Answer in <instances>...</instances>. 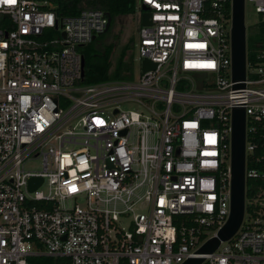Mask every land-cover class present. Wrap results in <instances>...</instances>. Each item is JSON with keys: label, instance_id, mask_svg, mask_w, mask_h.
<instances>
[{"label": "built area", "instance_id": "1", "mask_svg": "<svg viewBox=\"0 0 264 264\" xmlns=\"http://www.w3.org/2000/svg\"><path fill=\"white\" fill-rule=\"evenodd\" d=\"M136 3L150 14L140 74L86 85L82 49L104 11L57 19L47 0H0V264H264V39L234 81L231 0ZM244 4L264 25V0ZM238 108L244 218L198 254L230 216Z\"/></svg>", "mask_w": 264, "mask_h": 264}, {"label": "water", "instance_id": "2", "mask_svg": "<svg viewBox=\"0 0 264 264\" xmlns=\"http://www.w3.org/2000/svg\"><path fill=\"white\" fill-rule=\"evenodd\" d=\"M145 11V9H143ZM108 16L109 29L111 17ZM244 0H231V48H232V76L234 81H242L245 78L246 62V27H245ZM150 14H141V26L150 25ZM84 66V60L82 61ZM148 61L143 62V71L153 68ZM236 87H243L237 85ZM245 114L243 109H235L232 116L231 135V205L230 216L225 225L218 231L217 236L207 241L198 251V254H211L219 246L220 242L230 240L238 231L245 213ZM42 182L33 178L29 182V188L33 189ZM203 258L189 259L183 264H201Z\"/></svg>", "mask_w": 264, "mask_h": 264}, {"label": "trees", "instance_id": "3", "mask_svg": "<svg viewBox=\"0 0 264 264\" xmlns=\"http://www.w3.org/2000/svg\"><path fill=\"white\" fill-rule=\"evenodd\" d=\"M49 7L47 9L55 13L57 19H62L68 16H76L84 9H96L102 10L111 17V24L109 29L100 35V37L106 35L110 31L116 17L134 15L137 18V11L135 5L137 0H47ZM138 20V18H137ZM138 24L140 21L138 20ZM259 33L248 41L247 54L248 59H252L256 48L264 39V25H258ZM99 38V37H97ZM97 38L82 49L84 58L83 69V84H94L104 81H130L134 77V65L133 58L130 54V45L132 42L127 43L119 60L116 64H112L110 56L112 54V46L95 49L93 43ZM129 52V53H128ZM254 181H248L246 183L247 191L246 198H252L254 195V189L252 186ZM58 261V260H57ZM37 264H54L56 260L41 258L35 260Z\"/></svg>", "mask_w": 264, "mask_h": 264}, {"label": "rangeland", "instance_id": "4", "mask_svg": "<svg viewBox=\"0 0 264 264\" xmlns=\"http://www.w3.org/2000/svg\"><path fill=\"white\" fill-rule=\"evenodd\" d=\"M137 3L135 5L136 9ZM260 16L255 14L249 4H245V27H246V47L248 41L251 40L255 34L259 33L258 22L260 21ZM140 24H138V20L134 15H126L116 17L112 26L110 27V31L100 37L97 38L96 42L93 43V48H105L108 45L112 46V54L110 59L112 64H116L121 56L125 46L127 43L132 42L133 46L130 45V54L133 58L134 65V77L140 74L141 62L138 59L136 45H137V35ZM129 53V52H128ZM196 84L199 83V79L195 77ZM122 107L128 108H136L132 104L123 105ZM27 168L31 169H40V161L36 160L27 165Z\"/></svg>", "mask_w": 264, "mask_h": 264}, {"label": "snow or ice", "instance_id": "5", "mask_svg": "<svg viewBox=\"0 0 264 264\" xmlns=\"http://www.w3.org/2000/svg\"><path fill=\"white\" fill-rule=\"evenodd\" d=\"M9 2H12V0H9Z\"/></svg>", "mask_w": 264, "mask_h": 264}]
</instances>
